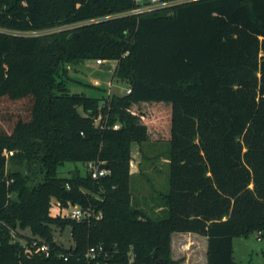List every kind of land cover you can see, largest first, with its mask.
<instances>
[{"label":"trees","instance_id":"trees-1","mask_svg":"<svg viewBox=\"0 0 264 264\" xmlns=\"http://www.w3.org/2000/svg\"><path fill=\"white\" fill-rule=\"evenodd\" d=\"M137 6L0 0V114L10 124L0 129V264H180L174 233L206 237L208 264H241L234 239H264V0L122 15ZM76 23L85 24L21 34ZM86 59L117 61L114 76L131 92L72 93L68 66ZM146 142L170 144L169 190L153 198L157 212L131 187L132 146ZM91 161L110 174L61 175L66 164ZM54 202L93 216H53ZM66 227L68 248L55 238ZM27 230L30 237L20 233ZM93 247L103 251L87 257Z\"/></svg>","mask_w":264,"mask_h":264},{"label":"rangeland","instance_id":"rangeland-1","mask_svg":"<svg viewBox=\"0 0 264 264\" xmlns=\"http://www.w3.org/2000/svg\"><path fill=\"white\" fill-rule=\"evenodd\" d=\"M182 2L183 0H178ZM166 1L161 2L156 7H160ZM97 20V19H94ZM89 21V22H93ZM88 22V23H89ZM76 25L63 26L51 30L27 33L32 36H42L58 32L59 30H73ZM98 59H86L75 65L68 66L69 88L72 93L85 94L87 96L102 97L114 93L124 94L128 88L127 84L120 81L114 76L117 61H107L105 64L97 63ZM15 108V107H14ZM12 108L13 117L18 113ZM84 114L83 109H79ZM0 114V129L10 131V124L5 121ZM8 117V116H7ZM169 153L170 144L165 142H146L142 145L133 144L131 174L133 197L145 204L144 199H148L149 207H157V202L153 198L160 193H166L169 190ZM76 172L86 174L88 172L87 165L82 163H69L61 169V175L64 177H72ZM134 205H137L135 202ZM50 212L53 216L61 215L68 217L69 207L65 208L54 202ZM25 236H31L29 230L20 232ZM15 241L26 243L27 239L19 237L12 233ZM55 238L58 243L65 247H70L73 242L71 238V228L66 227L64 231L55 230ZM191 238V236H190ZM193 241H183L181 238L175 241V260L180 264H207V243L202 238L192 237ZM197 239V240H195ZM206 239V238H205ZM207 241V239H206ZM234 259L241 264H264V239L255 233L248 238L237 237L233 241ZM37 250V248H36ZM173 254V253H172Z\"/></svg>","mask_w":264,"mask_h":264},{"label":"built area","instance_id":"built-area-1","mask_svg":"<svg viewBox=\"0 0 264 264\" xmlns=\"http://www.w3.org/2000/svg\"><path fill=\"white\" fill-rule=\"evenodd\" d=\"M163 1L164 0H137V4H139V6H137L135 9H133L127 13H124L122 15H140V14H143L146 12L153 11L157 8H161L162 6L156 7V8H155V6H157L158 4H161V2H163ZM186 1H192V0H183L182 2H186ZM182 2L177 0V1H171V2H168L165 4L173 5V4L182 3ZM165 4H163V5H165ZM85 23H76V24L66 25V27L68 26L70 28V26L76 25V28H78V27L84 25ZM76 28H74V29H76ZM59 31H62V29ZM21 34L27 35V33H21ZM106 62L107 61L101 60V59L97 60V63H99V64H103V63L105 64ZM130 92H131V89L127 88L126 93L129 94ZM114 128L118 129L119 125L118 124L115 125ZM12 154H13V152L7 153V156L12 155ZM103 164H104L103 162L99 163V162H92V161L87 164L88 171L91 174L93 179L98 180V179L105 177L108 174H110V170L108 168L100 169L101 165H103ZM92 216H93V214L91 213L90 210H84L78 205H72L71 204L69 206L68 217H71L72 219H75L76 221H82V220L90 218ZM99 217L102 218V213H100ZM33 246L37 248V250H36L37 252L45 253L47 256L50 255V248L47 244L37 246V242H34ZM101 251H103L102 247H100V248H94L93 247L88 251L87 257L95 258L97 253L101 252Z\"/></svg>","mask_w":264,"mask_h":264},{"label":"crops","instance_id":"crops-1","mask_svg":"<svg viewBox=\"0 0 264 264\" xmlns=\"http://www.w3.org/2000/svg\"><path fill=\"white\" fill-rule=\"evenodd\" d=\"M165 6H167V4H165V5H162V7H165ZM134 174V173H133ZM132 174V176H134ZM142 208H144L145 207V204H143L142 203V206H141ZM161 208H154V211H158V210H160ZM190 236H191V238H190ZM198 237V238H202L204 241H205V243H207V248H208V241H206V237H203V236H200V235H198V234H194V233H174L173 234V236H172V253H173V255H174V252H175V241H176V239H178V238H181L183 241H186L185 242V244H187V241L189 240V241H193L192 239H194V238H192V237ZM206 238V239H205ZM195 240H197V239H195ZM173 258H174V260H175V257L173 256ZM208 264V263H207Z\"/></svg>","mask_w":264,"mask_h":264},{"label":"water","instance_id":"water-1","mask_svg":"<svg viewBox=\"0 0 264 264\" xmlns=\"http://www.w3.org/2000/svg\"><path fill=\"white\" fill-rule=\"evenodd\" d=\"M79 36V33L78 32H74V33H71L70 35H69V39H75V38H77ZM103 168H108V165L107 164H103V165H101V167H100V169H103ZM262 236H264V232L262 233Z\"/></svg>","mask_w":264,"mask_h":264}]
</instances>
